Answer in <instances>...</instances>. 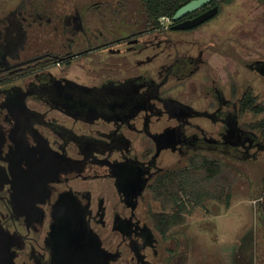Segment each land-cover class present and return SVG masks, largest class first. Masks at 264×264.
<instances>
[{"label":"flooded vegetation","instance_id":"1","mask_svg":"<svg viewBox=\"0 0 264 264\" xmlns=\"http://www.w3.org/2000/svg\"><path fill=\"white\" fill-rule=\"evenodd\" d=\"M228 5L0 0V264L233 262L182 228L264 163L263 44Z\"/></svg>","mask_w":264,"mask_h":264},{"label":"rangeland","instance_id":"2","mask_svg":"<svg viewBox=\"0 0 264 264\" xmlns=\"http://www.w3.org/2000/svg\"><path fill=\"white\" fill-rule=\"evenodd\" d=\"M220 20L225 22L223 26H232L236 37L247 38L251 43L262 42L264 51V3L234 0L224 6ZM250 169L252 171L245 169L237 174L234 172L236 192L229 207L211 202V215L203 218V211L198 210L191 216L192 220L182 226L195 232V246L202 256L210 253L215 260H220L224 255L232 256L236 261L233 260L231 264H238V261L244 260L237 258L242 250H248V253L252 251L253 260L255 254L264 255V217L259 212L257 200L263 193L261 180L264 163L250 166Z\"/></svg>","mask_w":264,"mask_h":264},{"label":"trees","instance_id":"3","mask_svg":"<svg viewBox=\"0 0 264 264\" xmlns=\"http://www.w3.org/2000/svg\"><path fill=\"white\" fill-rule=\"evenodd\" d=\"M189 1L190 0H144V3L147 6L148 11L152 13L153 18L158 19L166 15L172 17L180 6L186 4ZM220 1L230 4L234 0H220ZM257 1L260 3H264V0H257ZM192 164H196V162H193ZM216 193H219L218 190L216 191ZM218 195L219 194L217 195L214 194L212 196L217 197ZM261 198L262 199L258 203L259 212L264 217V179H263V193L261 195ZM176 207H178L179 209L183 208L184 211L192 212L195 206L190 204L189 205L183 204V205H176Z\"/></svg>","mask_w":264,"mask_h":264},{"label":"water","instance_id":"4","mask_svg":"<svg viewBox=\"0 0 264 264\" xmlns=\"http://www.w3.org/2000/svg\"><path fill=\"white\" fill-rule=\"evenodd\" d=\"M209 0H191L190 2H188L187 4L183 5L182 7H180L176 13L174 14L173 18L174 19H178L181 16L205 5L206 3H208ZM215 10L217 11V7L214 9L213 12H208L206 14H203L202 16L194 19L193 21H191L190 23L185 24V27H192L194 25H197L199 23H201L202 21H204L205 19H207L210 15H213L215 13Z\"/></svg>","mask_w":264,"mask_h":264},{"label":"built area","instance_id":"5","mask_svg":"<svg viewBox=\"0 0 264 264\" xmlns=\"http://www.w3.org/2000/svg\"><path fill=\"white\" fill-rule=\"evenodd\" d=\"M165 19V18H164ZM168 19V18H167ZM169 19H170V17H169Z\"/></svg>","mask_w":264,"mask_h":264}]
</instances>
